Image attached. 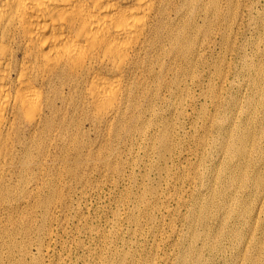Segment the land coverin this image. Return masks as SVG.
<instances>
[{
    "label": "bare ground",
    "instance_id": "obj_1",
    "mask_svg": "<svg viewBox=\"0 0 264 264\" xmlns=\"http://www.w3.org/2000/svg\"><path fill=\"white\" fill-rule=\"evenodd\" d=\"M240 1L0 0V201H6L9 196L11 189L8 188L9 183L7 184L8 176L14 167L19 168L17 164L21 166L20 170L27 173L32 171L31 165L37 156H44L52 150L62 149V154L67 157L73 153L77 155L80 141L72 136L70 131L63 132L65 125L68 124L66 117L62 116L60 119L63 109L67 113L76 108H79L78 112L89 111L93 123L105 132L107 137L112 134L139 132L138 135L152 141L151 152L148 156L155 155L157 158L155 163L151 164L152 173L155 171L161 176V179L170 178L172 166L168 165V160L174 159V156L177 155L176 149L181 142H179L180 140L177 142V134L169 120V124L164 121L158 124L156 120L155 122L152 121L153 123L151 121L146 123L144 117L146 112L154 115L155 118L158 117L157 106H167V104L172 106V114L183 117L188 115L187 107L191 104L192 98L191 82L198 75V71L196 72L197 75L195 71L200 67L204 72V79L207 73L206 55L209 47L208 32H210L208 28L216 26L217 33L227 42L231 35L229 31L241 30L240 27L245 15L243 16L244 13L242 12L241 15L240 10L245 5H241ZM253 10H255L253 5H246L245 11L249 15L253 13ZM261 20L264 21V18ZM262 30H264L263 27ZM232 39L234 40V38ZM210 44L212 43L210 42ZM214 47L216 46L214 45ZM254 51L257 62L253 57L250 58L253 59L251 61L253 62L252 70H249L253 73V80L251 79L252 87L249 90L251 94H247L250 96L249 99L247 98L249 105L247 121L244 119L246 122H238L236 118H231L232 120L227 125L223 123L218 126L220 130L226 132L227 136L220 145L218 144L223 164L220 169L216 167L217 170L212 173L216 179V186L210 188L213 194L208 193L211 197L207 196L210 198H202V194L206 192L200 191L196 194L194 192L191 200H181L183 202L181 204L188 208V214L184 220L188 221L189 229L188 231L186 229V234L184 233L183 249L180 251L177 264H209L210 260L208 261L205 257V251L212 258L221 253L226 254L230 250L229 246L226 245L228 243L231 249L237 250L238 259L235 260L238 264H264V35L256 41ZM221 70L223 71V69ZM201 90L203 91V87ZM236 103L237 101L234 100L233 104L237 106ZM215 104L218 107L221 105L220 95L216 96ZM195 105L192 107L193 109H195ZM233 108L235 110V106ZM230 110L232 111V109ZM166 112L168 111L166 110ZM171 117L173 118V116ZM75 128L78 130L79 125L76 124ZM65 135L69 138L66 145L61 147ZM124 135L126 137V134ZM203 136L200 138H204ZM128 139L130 140V138ZM208 143L207 136L198 145L201 149H207ZM48 145L49 152L47 150ZM33 147L36 148L37 156L32 150ZM180 149H177L178 152ZM178 156L177 159H179ZM217 156L219 157V155ZM204 158L200 157V164L198 163L200 166H204ZM194 169L195 172L189 173L190 179L187 178L189 182L204 173L200 172L199 168ZM70 171V173H74V170ZM168 183L167 185H169ZM152 186L146 184L144 192L142 189L143 197L141 199L142 201L145 200L148 195L154 197L155 203L152 206V212L143 211L146 212V217L150 221L156 217L155 209L159 199L157 194L160 195L157 187ZM209 187L204 191H207ZM10 193L12 195V192ZM175 195L177 194L175 193ZM39 203L47 209L51 203L50 197L40 199ZM134 207L138 208L137 206ZM132 218L134 221L136 220V217ZM12 223L14 222H11V225H14ZM212 223L215 224L212 226ZM14 226L16 228V225ZM27 226L26 228L24 226L26 233L33 228L30 224ZM153 226H155L154 223ZM42 228H44V224ZM134 233L136 237L137 233ZM8 234L5 228H0L1 241H4L7 236L9 238L10 235ZM153 235L155 234L153 233ZM168 237L166 238L169 239ZM161 238V242L165 241ZM10 239L7 246L10 247L11 254L4 257L0 253V264H32L30 259L33 261L35 257L31 249L33 242L29 241L26 244L24 242V244L18 245L13 238ZM185 241L189 244H187L188 246H185ZM37 246H39V252L44 253L45 245ZM47 246L49 247L48 244ZM15 248L21 250L19 257L14 256L16 253L13 254ZM155 249L157 251L159 248ZM124 251L116 250L110 257L103 256V261L107 264H129L127 259L131 254L128 255ZM171 256L173 257V254ZM41 259L40 261H42ZM150 260L152 261V259ZM153 263L155 264L152 261Z\"/></svg>",
    "mask_w": 264,
    "mask_h": 264
},
{
    "label": "rangeland",
    "instance_id": "obj_2",
    "mask_svg": "<svg viewBox=\"0 0 264 264\" xmlns=\"http://www.w3.org/2000/svg\"><path fill=\"white\" fill-rule=\"evenodd\" d=\"M241 1H240V4L245 5V6H242L240 10V14L242 15V13H244L243 16L245 15L242 25L240 27L241 30L236 29L235 32L229 31V34L231 35L229 36V40L227 42L224 39H222L221 36L217 33L218 31L215 28L216 26L215 27L208 26L210 28V30L208 28V31L210 32H208L209 47H208V51L206 55L207 61H208L207 62L208 68L206 67L207 73L205 74L206 76L204 79L203 78L204 72H202V69L198 67L195 71L196 75L198 73L197 77L195 76L194 77L195 79H193L194 81L192 82L190 80L191 86H192V98L190 101L191 104L189 105V107H187V110H189L187 111L188 115L185 117L180 116L178 114H174V113L173 115L171 111L172 106H170L169 104H167V106H160V105L157 106L156 110H158L157 112L159 116L156 118L154 117V115L149 114V112H146V115L144 117L146 123L150 121L155 122L156 120V123L158 124L159 122L160 124L163 123V121L169 124L168 122L169 120L170 124L172 123L173 128L177 134L176 135L177 142L179 140H180L179 142H181L180 145L177 146L178 150L180 148L181 149L179 152L176 149L177 151L176 152L177 155H175L176 157L174 156V159L172 158V160L170 159L168 160V165L172 166L170 168L172 170L170 178L164 177L161 179V176L158 173H156L155 171H153L152 173L151 171L152 169L150 170L151 164L152 163L154 164L155 160H157L155 155L148 156L149 153L151 152L150 145L152 141L149 140L148 138L138 135L139 132L132 131L133 134L129 132V133H121L120 135L112 134L110 137L109 136L107 137L106 133L103 132L97 125L93 123V118L89 111L88 112L87 111L78 112L79 108H76L74 111L67 113L66 110L63 109L61 112L60 119L62 118V116L68 119V124L65 125L63 132L70 131L72 136H75L80 141V145L78 146V151H77L78 156L73 153L75 156L71 154L67 157L66 155L62 154V149H56V150L51 149L52 152L46 153L44 156H37L38 154H37L36 148L33 147L32 150L37 157L35 158V160L33 161L31 165L32 171L24 173L23 170H20L21 166L19 164H17V167L19 168L14 167L13 171L15 173L12 171L9 174V176L11 177L8 176V181H7V184L9 183L8 188L11 189L10 192H12V195H10L11 193L9 192V196L7 200L0 201V228L1 229L5 228L7 233H9L8 235H10L9 238L8 236L5 238L6 240L5 239L4 241L0 240V249L2 248L0 250V253L2 254V256L8 257L11 254L10 252L11 249H9L10 247L7 246L8 245L7 243L9 242L10 238H13L15 242L18 243V245H22L24 244V242L25 244L28 243L29 241L33 242L31 249L35 257L33 261H31L30 259V262H33L32 264H41V263L42 264H107L105 263V261H103L102 257L103 256L110 257V255L112 256V253L115 252L116 250L117 251L125 250L128 255L131 254L130 257L128 258L130 260L127 259V262L129 264H132L134 261L136 262L137 260H138L137 261L138 263L140 262L139 264H143V263L152 264V261L155 262V264H177L178 256L180 254L181 249H183L182 241H184V236L189 229V226L187 224L188 221L184 220L186 219L185 216L188 214V208L184 204H181L183 203L181 200L182 199L185 201L191 200L194 192L195 194L200 191L206 192L202 194V198L208 197L213 194L212 193L213 191L211 189L214 188V186H216V179L212 175V173L215 172L217 169H220L223 164L221 161L222 154L219 150L218 144L220 145L221 141L225 140V137L227 136L226 132L224 130H220L218 126L223 123L227 125V123H229L232 119H235V118L237 119L238 122L245 121V120L247 121V111L249 110L248 99L250 97L249 95L251 94V91L249 90H251L250 88L252 87L251 79L253 80V76H252L253 73L252 71H249V70H252L251 67L253 65V62L251 61L255 59V61L257 62L256 53L254 51L256 41L258 40L260 36L264 35V30H262V27L264 29V25H263L264 21L261 20L262 18H264V9H263L264 0H250V1L241 0ZM243 1L245 2L243 3ZM248 4L253 5L255 9L253 10V13L251 15H249V13L245 11L246 5ZM249 21L250 23H247ZM232 38H234L236 42ZM210 42L212 44H210ZM218 43L219 44L221 43L222 46L221 44L219 45ZM235 44L236 45L239 44V45L236 46ZM214 45L216 47H214ZM233 50L234 52H232ZM252 57L253 59L251 60L250 58ZM249 63H250V66H249ZM244 64L246 65L247 68L245 67ZM219 66L220 68H218ZM221 69H223V71ZM202 87H203V91L201 90ZM211 88L212 89L215 88V89L212 90ZM248 93L249 95H247ZM213 94L215 95L214 97L212 96ZM217 95L221 96V105L219 106L220 108L216 106L215 104ZM237 95L238 97L236 98ZM234 100L237 101L236 104L239 107L233 104ZM226 102L227 103L229 102V103L227 104ZM246 103H247V107H246ZM194 105H195L194 107L195 109L192 108ZM233 105L235 106V110L233 108L234 107ZM245 107H246V110H245ZM203 108L205 109V111ZM230 109H232L233 112ZM166 110L168 112H166ZM201 112L204 114L202 115ZM243 112L246 114V116ZM148 115H150L151 117L149 118ZM233 115H235V117H233ZM171 116H173V118ZM76 124L79 125L78 130L75 128ZM204 130L208 132H205ZM124 134H126V137ZM133 135L134 137H132ZM202 136L204 138H200ZM207 136H208V142H209L208 147L207 149H203V148L201 149L198 143L200 144V141L204 140ZM222 137L223 139H221ZM68 138L69 137L67 135L63 136L64 141L61 142V147H64V145H66ZM128 138H130V140ZM147 140L148 142H146ZM210 143H213V144H210ZM47 150L49 152V145L47 146ZM178 153H180L181 155ZM178 155H180L181 157ZM217 155H219V157ZM177 156L179 159H177ZM200 157L201 158L205 157L204 166L199 165ZM218 159L220 160V162ZM219 164L221 165L219 166ZM198 168L200 172L202 171L206 175L203 173V175L198 176L193 181L190 180L189 182L188 180L190 179L189 173L195 172L193 171V169L197 170ZM118 169H120L121 172ZM70 170H74V173L73 174L70 173L71 172ZM118 172L120 173L117 174ZM207 174H209L208 178H207ZM164 179L165 180L167 179V180L165 181ZM159 180H162V181H159ZM158 182L161 184V186ZM166 182L167 183L169 182L168 183L169 185H167ZM146 184H148L149 186L153 185L154 187H157V189L159 190L158 192L160 193V195L159 194L157 195H158V198L161 200L160 201L157 198L158 203H157V208L155 209V212H157L158 215L156 214V217L151 219V221L146 217V214H145L146 212H143V211L153 210L152 206L155 203L154 197L153 196L150 197V195H148L145 198V200L143 201L141 200L143 197L142 194L146 188L145 187ZM207 187H209L208 190L204 191ZM142 189H143V192H142ZM179 192L181 193V195H179L180 194ZM175 193L177 195H175ZM208 193L210 195H208ZM133 195L135 197L137 196L138 197L135 198ZM180 196L181 198H179ZM49 197H50L51 203H50V206L46 209L39 202H40V199L41 200L47 199ZM177 197L179 198V200ZM161 202L163 205L160 204ZM134 206H137L138 208ZM159 206L162 208H160ZM167 208H171V209L168 210ZM140 209L141 210L143 209V210L141 211ZM137 211L139 212V214ZM159 212L161 213V215ZM132 217H136L135 218L136 220L134 221ZM146 220L148 221V223ZM11 222H14L12 224L16 225V228L17 227L18 228L16 229L14 225H11ZM153 223L155 226H153ZM26 224L27 225L30 224L33 227L27 233L25 232L26 231L25 228L28 227ZM43 224H44L45 229L42 228ZM214 224L215 223H212V226ZM11 228H13L14 230ZM170 230H172L173 232H171ZM14 231L16 234L13 233ZM152 231L155 235H153ZM134 232L137 233L136 237H135ZM29 233L32 235V237H30L31 235ZM167 235H169L170 237H168ZM166 237H168L169 239H167ZM160 238L161 240H165V241L161 242ZM47 244L49 245L50 248L47 246ZM187 244L188 243L185 241V246L189 245ZM37 245H45L44 247L46 248L44 251L45 254L42 251L39 252V248H38L39 246ZM226 245L229 246L230 250H228L226 254L221 253L224 256H222L221 254H218V256L215 255V257L213 256L212 258V256L209 255L207 251H205L206 252L205 257L208 259V261L210 260L209 264H218V263L219 264H238L237 260H235V259H238L237 258L238 255H236L237 250L235 249L233 250V248L231 249L229 243ZM122 247L124 250L121 249ZM150 248H152L153 250ZM155 248H159V249H157L156 251ZM155 251L157 254L154 253ZM14 253H16V255ZM13 254L16 257H19L21 255V250L18 248H15L13 250ZM172 254H173V257L171 256ZM42 257L44 258V260ZM39 258L40 259L42 258L41 259L42 261H40ZM150 259H152V261ZM233 261L235 262L232 263ZM137 262L133 264H138Z\"/></svg>",
    "mask_w": 264,
    "mask_h": 264
}]
</instances>
